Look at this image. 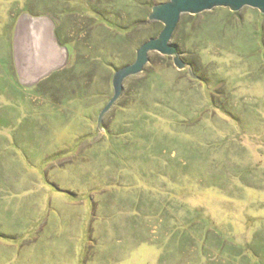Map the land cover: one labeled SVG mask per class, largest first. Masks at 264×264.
<instances>
[{
    "label": "rangeland",
    "instance_id": "rangeland-1",
    "mask_svg": "<svg viewBox=\"0 0 264 264\" xmlns=\"http://www.w3.org/2000/svg\"><path fill=\"white\" fill-rule=\"evenodd\" d=\"M167 1L0 0V264H264L263 13L183 15L187 68L151 53L98 126ZM22 12L72 49L36 90Z\"/></svg>",
    "mask_w": 264,
    "mask_h": 264
},
{
    "label": "water",
    "instance_id": "water-1",
    "mask_svg": "<svg viewBox=\"0 0 264 264\" xmlns=\"http://www.w3.org/2000/svg\"><path fill=\"white\" fill-rule=\"evenodd\" d=\"M245 7L264 14V0H169L152 8L148 24L159 22L163 30L158 37L144 43L137 51L136 60L114 75V97L99 119L114 106L123 90L127 78L140 74L149 63L151 53L172 57L179 70L186 69L177 47L171 44L183 15H199L216 8H227L239 12ZM56 23L48 16L23 14L19 18L14 34V59L18 77L23 85H35L65 66L69 52L56 33Z\"/></svg>",
    "mask_w": 264,
    "mask_h": 264
},
{
    "label": "trees",
    "instance_id": "trees-1",
    "mask_svg": "<svg viewBox=\"0 0 264 264\" xmlns=\"http://www.w3.org/2000/svg\"><path fill=\"white\" fill-rule=\"evenodd\" d=\"M25 14L26 12H22V14ZM60 29L59 28H57V34H58V37H59V39H61L60 38ZM61 42V41H60ZM74 67H75V65H74ZM58 73H60L59 71H56V72H54L50 77H48V79L50 80L51 78H54L55 77V75L56 74H58ZM46 80H47V78H46ZM48 81V80H47ZM19 84H21L20 82H19ZM22 87H24L23 85H21ZM28 87H30V88H34L35 90H36V88L37 87H40V85L39 84H35V85H29ZM107 107V106H106Z\"/></svg>",
    "mask_w": 264,
    "mask_h": 264
},
{
    "label": "flooded vegetation",
    "instance_id": "flooded-vegetation-1",
    "mask_svg": "<svg viewBox=\"0 0 264 264\" xmlns=\"http://www.w3.org/2000/svg\"><path fill=\"white\" fill-rule=\"evenodd\" d=\"M56 33H57V29H56ZM57 36H58V34H57ZM60 40V39H59ZM64 46V45H63ZM64 47H66L67 49H68V52H69V59L71 58V52H72V49L71 48H69V47H67V46H64ZM68 59V60H69Z\"/></svg>",
    "mask_w": 264,
    "mask_h": 264
}]
</instances>
